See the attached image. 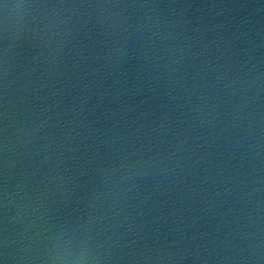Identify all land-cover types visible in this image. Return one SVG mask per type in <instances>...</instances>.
Returning a JSON list of instances; mask_svg holds the SVG:
<instances>
[{"label":"water","instance_id":"95a60500","mask_svg":"<svg viewBox=\"0 0 264 264\" xmlns=\"http://www.w3.org/2000/svg\"><path fill=\"white\" fill-rule=\"evenodd\" d=\"M0 264H264V0H0Z\"/></svg>","mask_w":264,"mask_h":264}]
</instances>
